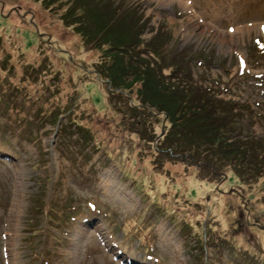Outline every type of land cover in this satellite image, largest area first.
<instances>
[{"label":"rangeland","instance_id":"1","mask_svg":"<svg viewBox=\"0 0 264 264\" xmlns=\"http://www.w3.org/2000/svg\"><path fill=\"white\" fill-rule=\"evenodd\" d=\"M127 6L140 43L182 50L196 83L237 101V132L264 147V47L253 48L264 0ZM53 8L0 0V264H264V192L231 169L156 152L92 71L100 51ZM215 233L248 260L231 259Z\"/></svg>","mask_w":264,"mask_h":264},{"label":"trees","instance_id":"2","mask_svg":"<svg viewBox=\"0 0 264 264\" xmlns=\"http://www.w3.org/2000/svg\"><path fill=\"white\" fill-rule=\"evenodd\" d=\"M39 1L47 8L63 6L60 14L63 22L79 33L84 44L100 51L92 71L105 82L109 94H118L124 100V113L130 118L127 121L138 128L137 132L156 152L163 151L167 157L178 155L199 168L208 167L212 174L223 175L224 169H231L245 183V188L256 185L264 192V147L258 139L237 132L234 118L237 101L224 99L213 88L196 83L190 61L182 50L164 54L161 44H141L135 28L138 17L128 10L127 0ZM262 43L255 44V51L264 47ZM149 48L158 50L152 53ZM7 89L0 83L2 93ZM18 92L24 95L20 88ZM156 120L162 122L158 134L153 132L152 123ZM73 124L75 131H79L77 126H81L74 121ZM64 125L60 124V131L65 130ZM82 133L89 135L85 130ZM82 150L78 148L87 154ZM74 218L68 213L61 220L58 214L55 221L52 219V228H57L54 223L70 224ZM180 230L188 237L193 236L184 222ZM215 237L219 241L217 247L220 243L228 244L231 259L238 254V263L248 260L245 252L234 249L227 238L216 233Z\"/></svg>","mask_w":264,"mask_h":264},{"label":"bare ground","instance_id":"3","mask_svg":"<svg viewBox=\"0 0 264 264\" xmlns=\"http://www.w3.org/2000/svg\"><path fill=\"white\" fill-rule=\"evenodd\" d=\"M264 25V24H263Z\"/></svg>","mask_w":264,"mask_h":264}]
</instances>
